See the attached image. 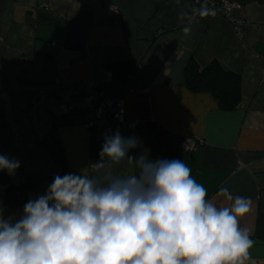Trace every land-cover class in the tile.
Instances as JSON below:
<instances>
[{"label": "crops", "instance_id": "0c3cea01", "mask_svg": "<svg viewBox=\"0 0 264 264\" xmlns=\"http://www.w3.org/2000/svg\"><path fill=\"white\" fill-rule=\"evenodd\" d=\"M234 1L241 4L235 15L246 20L241 37L222 16L192 18L191 0H0V155L20 162L12 175L0 170V215L19 220L56 175L96 176L92 164L104 139L98 128H82V111L63 112L55 101L45 143L26 153L13 149L7 126L25 109L29 84L53 91L55 78L93 81L104 95L123 97L124 123L108 135L119 130L137 138L129 155L183 161L218 207L232 203L218 195L221 188L250 203L238 217L254 241L246 264H264V0ZM109 6L121 16L111 18ZM182 12L192 21L187 36ZM211 60L240 76L234 110L186 86L187 63L203 67ZM182 136L204 143L184 153ZM113 169L121 177L139 172L126 160Z\"/></svg>", "mask_w": 264, "mask_h": 264}, {"label": "clouds", "instance_id": "9594fccd", "mask_svg": "<svg viewBox=\"0 0 264 264\" xmlns=\"http://www.w3.org/2000/svg\"><path fill=\"white\" fill-rule=\"evenodd\" d=\"M210 14L199 10L202 18ZM186 18L185 36L191 17L178 16ZM138 143L119 130L105 135L94 178L56 175L19 220L0 215V264H246L254 241L238 217L250 203L221 188L218 195L232 203L218 207L183 161L129 155ZM125 160L138 174L114 172ZM19 167L0 155V170L12 175Z\"/></svg>", "mask_w": 264, "mask_h": 264}, {"label": "built area", "instance_id": "2783aa9c", "mask_svg": "<svg viewBox=\"0 0 264 264\" xmlns=\"http://www.w3.org/2000/svg\"><path fill=\"white\" fill-rule=\"evenodd\" d=\"M193 6L192 18L201 17L199 10L206 6L214 14L208 16H222L232 26L236 34L241 37L246 20L235 15L241 4L234 0H191ZM111 18H119L120 11L113 6L106 9ZM261 79L264 80V66L261 69ZM57 89L51 90L50 85L31 83L26 88L27 105L19 118L8 123L11 134L12 147L15 151L26 153L36 146L44 144L50 131L53 120L54 102H61L63 112L73 113L82 111L84 130L96 127L100 137L111 133L114 128L124 123L125 107L121 94L106 96L95 82L89 81L71 84L54 79ZM80 99L75 100L74 96ZM203 140L182 136L179 144L182 152L191 153L203 145ZM243 165L239 162L237 169Z\"/></svg>", "mask_w": 264, "mask_h": 264}, {"label": "trees", "instance_id": "16d2710c", "mask_svg": "<svg viewBox=\"0 0 264 264\" xmlns=\"http://www.w3.org/2000/svg\"><path fill=\"white\" fill-rule=\"evenodd\" d=\"M185 82L189 90L209 92L223 110H234L240 101V76L228 71L217 60H211L203 67L189 61L185 68ZM54 155L62 161L60 148L53 149Z\"/></svg>", "mask_w": 264, "mask_h": 264}]
</instances>
